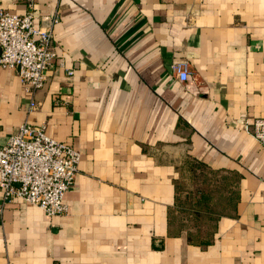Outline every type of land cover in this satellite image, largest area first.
Here are the masks:
<instances>
[{
	"label": "crops",
	"instance_id": "0c3cea01",
	"mask_svg": "<svg viewBox=\"0 0 264 264\" xmlns=\"http://www.w3.org/2000/svg\"><path fill=\"white\" fill-rule=\"evenodd\" d=\"M0 8L59 15L33 111L0 67V146L28 120L79 153L64 214L3 202L0 190V264H264V151L249 132L264 117V0ZM173 61L187 62L185 81L169 77ZM189 165L229 179L234 199L205 243L175 222L186 221L176 180Z\"/></svg>",
	"mask_w": 264,
	"mask_h": 264
},
{
	"label": "built area",
	"instance_id": "2783aa9c",
	"mask_svg": "<svg viewBox=\"0 0 264 264\" xmlns=\"http://www.w3.org/2000/svg\"><path fill=\"white\" fill-rule=\"evenodd\" d=\"M59 15L37 16L0 8V67L12 69L31 95L28 111L37 107L36 90L45 85L46 72L56 55L52 28ZM72 70L67 74L71 75ZM186 61H173L169 77L181 82L189 75ZM264 151V117L249 126ZM79 153L68 143L49 135L45 125L28 120L0 146V190L3 202L19 200L35 205L49 216L64 214L65 193L78 169Z\"/></svg>",
	"mask_w": 264,
	"mask_h": 264
},
{
	"label": "rangeland",
	"instance_id": "374dc122",
	"mask_svg": "<svg viewBox=\"0 0 264 264\" xmlns=\"http://www.w3.org/2000/svg\"><path fill=\"white\" fill-rule=\"evenodd\" d=\"M194 171V172H193ZM229 179L227 178H217L214 174L210 173L206 168L197 167L196 169H189L188 173H183V176L177 178V192L180 198V201H184L182 206L192 209V208H201L211 207L215 210H220L221 214L228 213L230 208L228 202V197H231L233 200V195L226 194V187L228 185ZM202 190L203 192L209 194L208 200L202 202L201 204H195L196 191ZM190 192V197L187 200V193ZM192 195L194 197H192ZM187 200V201H186ZM204 201V200H203ZM178 216H182V220L179 221L176 219V223H181L182 229L187 230L190 234H197V237H204L206 233H210L212 229L213 219L207 216H191L189 211L180 212ZM214 216V214H213ZM178 228V227H177Z\"/></svg>",
	"mask_w": 264,
	"mask_h": 264
},
{
	"label": "trees",
	"instance_id": "16d2710c",
	"mask_svg": "<svg viewBox=\"0 0 264 264\" xmlns=\"http://www.w3.org/2000/svg\"><path fill=\"white\" fill-rule=\"evenodd\" d=\"M188 167H189V169L190 168L193 169L191 165H189ZM176 187H177V184H176ZM195 194H196L195 204H197V205L201 204L202 202H206V200H208V198H209V194L205 193V191L203 192L202 190H197ZM187 195H188L187 196V200H188L189 199L188 197H190V195H191L190 192H188ZM192 197H194V196L192 195ZM183 202L184 201H182V202L180 201V198L176 199L175 205L178 207L179 212L189 211L191 216H192V214H193V216H207V217L213 219V222L216 219V217L221 215V213L219 212L220 210H215L214 208H211V207H205V209H201V208H192V209L190 208V209H188V208L182 206ZM227 202H228L227 204L232 205L234 202V199L232 200L231 197H228ZM213 214H214V216H213ZM180 226H182L181 223H180ZM197 235H198V233L192 235V234H190V232H187L188 241L191 243H201V242L205 243L208 241L207 239H201L200 240V238L197 237ZM206 235H208V233H206Z\"/></svg>",
	"mask_w": 264,
	"mask_h": 264
}]
</instances>
